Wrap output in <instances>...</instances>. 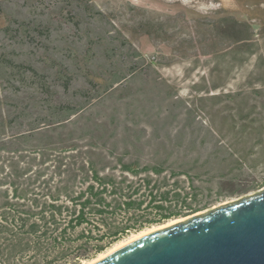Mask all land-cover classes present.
Wrapping results in <instances>:
<instances>
[{
	"label": "rangeland",
	"instance_id": "374dc122",
	"mask_svg": "<svg viewBox=\"0 0 264 264\" xmlns=\"http://www.w3.org/2000/svg\"><path fill=\"white\" fill-rule=\"evenodd\" d=\"M0 56L7 71L12 57L47 74L16 68L0 87L45 81L56 101L86 105L88 134L95 117L107 134H145L118 151L163 163L178 191L188 178L171 171L190 172L205 208L144 229L264 188V0H0Z\"/></svg>",
	"mask_w": 264,
	"mask_h": 264
},
{
	"label": "trees",
	"instance_id": "16d2710c",
	"mask_svg": "<svg viewBox=\"0 0 264 264\" xmlns=\"http://www.w3.org/2000/svg\"><path fill=\"white\" fill-rule=\"evenodd\" d=\"M238 23L249 26L236 21L233 30ZM7 60L11 70L0 59V78L16 68L47 76ZM44 82L25 91L0 87V264H81L132 231L205 208L189 199L195 185L188 170L171 171L188 178L190 190L178 191L180 180L171 182L163 163L143 164L128 147L118 151L121 142L147 143L145 134H107L99 117L88 134L86 105L56 101ZM104 137L112 147L100 145Z\"/></svg>",
	"mask_w": 264,
	"mask_h": 264
},
{
	"label": "water",
	"instance_id": "95a60500",
	"mask_svg": "<svg viewBox=\"0 0 264 264\" xmlns=\"http://www.w3.org/2000/svg\"><path fill=\"white\" fill-rule=\"evenodd\" d=\"M91 264H264V188L150 232Z\"/></svg>",
	"mask_w": 264,
	"mask_h": 264
},
{
	"label": "bare ground",
	"instance_id": "6f19581e",
	"mask_svg": "<svg viewBox=\"0 0 264 264\" xmlns=\"http://www.w3.org/2000/svg\"><path fill=\"white\" fill-rule=\"evenodd\" d=\"M186 218H187V217H186ZM186 218H185V219H186ZM181 220H184V219H181ZM178 221H180V220H178ZM178 221H176V222H178ZM176 222H175V223H176ZM172 224H174V223H172ZM172 224H170V225H172ZM167 226H169V225H167ZM164 227H166V226H164ZM161 228H162V227L157 228V229H156V227H154V228H148V229H143V230H141V231H139V232H137V233H133V235H131L130 237H128V238H126V239H124V240H121V241L116 242V243H115L112 247H110L107 251L100 252V253L98 254V256H96V257L93 258L92 260L85 261L84 264H91V263H93V262H95V261H98V260H100V259L106 257L107 255H109V254L112 253L113 251L117 250L118 248H120V247H122V246H124V245H126V244H128V243H131L132 241H135V240L139 239L140 237H143L144 235H146V234H148V233H150V232L156 231V230L161 229Z\"/></svg>",
	"mask_w": 264,
	"mask_h": 264
}]
</instances>
